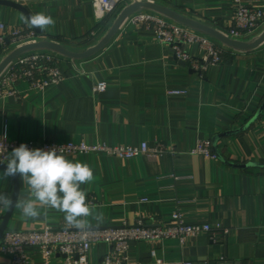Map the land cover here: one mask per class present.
<instances>
[{"label":"crops","instance_id":"1","mask_svg":"<svg viewBox=\"0 0 264 264\" xmlns=\"http://www.w3.org/2000/svg\"><path fill=\"white\" fill-rule=\"evenodd\" d=\"M244 1L264 10V0ZM143 2L223 34L233 25L235 0ZM27 9L54 20L41 30L42 41L70 50L99 43L118 17L98 21L90 0H40ZM27 20L0 6V26L7 30H34ZM91 33L95 39L85 43ZM263 33L264 25L242 41L253 42ZM223 46V62L198 73L177 60L153 31L125 25L97 55L64 63L61 83L43 90L20 83L14 95L0 98V141L167 148L160 156L132 159L106 153L67 157L93 170L94 179L81 185L90 215L79 218L76 227L66 223L64 213L39 203V217H24L17 204L6 232L115 228L138 221L152 226L179 212L186 225H208L213 232L184 245L175 240L132 244L125 264H264V44L252 51ZM187 51L196 59L204 56L197 46ZM8 55L0 50V65ZM99 85L105 90L95 92ZM173 91L181 94L172 96ZM200 141L211 144L214 157L192 154ZM13 190L11 178L0 175V196L11 201ZM30 196L20 178L18 201ZM9 205L0 210V226ZM109 250L105 244L93 246L89 264H102ZM27 253L33 264H45L37 249ZM60 261L55 257L51 264ZM0 264L9 260L0 256Z\"/></svg>","mask_w":264,"mask_h":264},{"label":"built area","instance_id":"2","mask_svg":"<svg viewBox=\"0 0 264 264\" xmlns=\"http://www.w3.org/2000/svg\"><path fill=\"white\" fill-rule=\"evenodd\" d=\"M28 7L40 0H5ZM95 8L98 21L109 16H118L127 6L143 0H90ZM232 15L233 25L224 34L230 39L242 41L248 35L255 33L264 25V10L255 7L244 0H235ZM143 27L155 33L157 41L168 45L177 60L189 64L192 69L202 73L208 66L220 65L223 62L225 49L213 38L175 23L166 17L152 11H140L130 16L122 25ZM0 46L2 51L10 54L24 46L42 42L35 30L8 29L0 26ZM91 33L85 43L95 39ZM197 46L204 53L201 59L192 57L187 49ZM71 59L47 50H36L18 56L0 74V98L14 95L13 89L20 83H27L34 90H43L50 85L61 83L66 75L62 65ZM105 90L104 85L95 88V92ZM172 96H179L180 92H170ZM27 145L29 149L52 150L65 158L91 153H106L119 159H132L142 155L160 156L166 153L164 145L149 148L146 144L141 147H107L105 145L89 146L86 144L57 145L55 143H20L0 141V162L7 161L10 152L20 145ZM211 144L200 141L192 152L194 155L214 157L210 154ZM3 197V196H2ZM7 206L0 203V210ZM213 229L208 225H186L179 212L174 213L171 221L160 225H147L138 221L135 225L125 224L115 228L97 229H34L26 231L5 232L0 242V256L6 257L9 264H33L27 249H37L45 264H51L52 258H59L60 264H89L88 255L92 247L105 244L109 253L102 264H125L127 254L132 244L141 242L179 241L184 245L187 240L210 234ZM227 232V231H226ZM225 232V233H226ZM155 256L156 253L153 252ZM157 264H163L157 260ZM183 264H189L184 262Z\"/></svg>","mask_w":264,"mask_h":264},{"label":"clouds","instance_id":"3","mask_svg":"<svg viewBox=\"0 0 264 264\" xmlns=\"http://www.w3.org/2000/svg\"><path fill=\"white\" fill-rule=\"evenodd\" d=\"M27 23L44 30L53 25L54 20L50 15L37 13ZM10 153L7 167L0 175L5 178L20 176L29 186L31 196L17 202L22 215L27 218L39 217L41 212L36 207L39 203L64 213L67 224L80 227L82 222L79 218L91 213L81 185L94 179L93 170L86 163L66 159L55 149H29L22 144ZM0 203L7 206L11 201L0 196Z\"/></svg>","mask_w":264,"mask_h":264},{"label":"water","instance_id":"4","mask_svg":"<svg viewBox=\"0 0 264 264\" xmlns=\"http://www.w3.org/2000/svg\"><path fill=\"white\" fill-rule=\"evenodd\" d=\"M0 6L3 7H10L13 9H16L20 11L22 14H24L28 19L32 16L27 7L22 6L18 3L12 2V1H5V0H0ZM152 11L154 13H157L159 15H162L166 17L167 19L181 24L183 26H186L190 29H193L197 32H201L214 40L218 41L219 43L237 50V51H252L264 44V33L254 40L253 42H244V41H238V40H233L224 35L223 33H220L219 31H216L215 29L204 25L202 23H199L193 19L184 17L183 15H180L179 13H176L175 11L159 5L155 4L152 2H137L134 3L130 6H127L124 8L118 15L114 25L110 29V31L107 33V35L94 47H91L87 49L86 51L83 52H75L67 47L56 43V42H50V41H42L37 44L33 45H28L24 46L22 48L16 49L15 51L11 52L8 57L1 63L0 65V74L5 70V68L13 61L15 60L18 56L31 52V51H36V50H47L51 52H55L58 55H61L63 57H66L71 60H85L89 59L98 53H100L102 50H104L109 43L113 40L115 35L118 33V31L122 28V25L125 23V21L132 15L140 12V11ZM33 28V27H32ZM38 35H42V31L39 28H33ZM1 50V46H0ZM264 109V106H263ZM262 109V110H263ZM245 130V129H243ZM7 165L5 164H0V171H4L6 169ZM13 185H14V190L13 194L11 197V203L9 205V209L6 213V215L2 218V223L0 226V242L5 234V232L8 229V224L10 222V219L13 216V213L15 211V208L17 206V202L19 200V192H20V176H15V177H10Z\"/></svg>","mask_w":264,"mask_h":264},{"label":"rangeland","instance_id":"5","mask_svg":"<svg viewBox=\"0 0 264 264\" xmlns=\"http://www.w3.org/2000/svg\"><path fill=\"white\" fill-rule=\"evenodd\" d=\"M117 17V15H116ZM98 43H95V44H92L91 46H86V47H79V45H77V47H73L71 48L73 51L75 52H83V51H86L87 49L91 48V47H94L96 46Z\"/></svg>","mask_w":264,"mask_h":264},{"label":"trees","instance_id":"6","mask_svg":"<svg viewBox=\"0 0 264 264\" xmlns=\"http://www.w3.org/2000/svg\"><path fill=\"white\" fill-rule=\"evenodd\" d=\"M121 12V11H120ZM119 15V14H118ZM106 20V19H105Z\"/></svg>","mask_w":264,"mask_h":264}]
</instances>
